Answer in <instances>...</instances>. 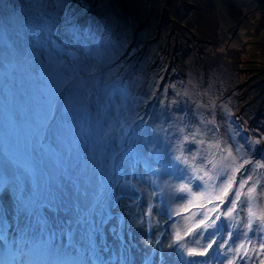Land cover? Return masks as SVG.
Masks as SVG:
<instances>
[{
    "label": "rangeland",
    "instance_id": "374dc122",
    "mask_svg": "<svg viewBox=\"0 0 264 264\" xmlns=\"http://www.w3.org/2000/svg\"><path fill=\"white\" fill-rule=\"evenodd\" d=\"M210 16L216 20L214 34L202 24L203 21L208 24ZM25 29L28 32L25 33ZM101 48L105 49L103 55L98 53L102 55L101 60L89 65L97 56L95 50ZM6 56L15 60V66L10 76H0V173L8 178L6 161L11 157L22 166L19 172L25 181L28 176L24 167L35 171L38 182L45 176L58 178L68 193L69 202L80 206V212L73 219L87 213L99 223L111 211L112 220L103 225L104 242L99 235L95 239L98 257L110 260V264H121L122 259L125 264H142V260H149L150 264H244L240 254L246 251L251 255L248 264H252L253 254L264 243V239L255 235L262 224L260 217L264 216V209L252 207L249 200L254 197L252 202L259 205L264 199V193L259 194L260 187L264 186V167L260 166L264 165V72L260 73L264 67V0H0V63ZM60 58L70 62L65 76L72 74L69 69L75 66L79 77L90 80L88 72L92 71L103 89L89 99L88 111L77 114L72 126L62 130L63 141L71 149L70 156L60 151L54 137L52 148L58 153L36 152L33 146L50 105L48 103L46 112L38 118L39 125L28 133L24 121L32 115L28 104L36 103V99L31 98L35 91L32 88L30 92L18 91L24 86L19 72L25 76L31 73L30 63L34 59L41 68L52 63L56 74ZM81 59L88 63L83 68L78 63ZM253 66L257 71L245 72ZM188 82L194 84L191 91L186 88ZM250 82L258 86H251ZM18 102L19 105L25 103L24 109L15 107ZM37 103L41 106L43 101L39 99ZM221 103L231 107L237 132L245 140L240 153L232 156L226 166L219 161L213 169L208 163L213 160V151L221 161L226 154L230 156L223 135L229 122L228 117L221 114ZM172 122L180 127L172 131L174 139ZM8 123L10 134L4 130ZM198 127H202L203 136L191 168L187 153L199 138ZM13 141L15 147L11 149ZM46 141L48 143L47 138ZM175 151L181 159L172 161L171 154ZM117 153V167L109 177L107 165ZM135 155L140 157V168L134 167ZM121 156H125L122 163ZM185 159L187 163L183 162ZM56 161L77 179L80 193L74 192ZM248 162L251 167L241 169ZM229 163L232 166L228 177L237 174L229 191L240 183L237 177L241 175L247 183L240 189L242 195L236 201L238 210L230 209L229 202L225 206L223 202L216 210L217 203L225 197L221 180L225 179L223 174L229 170ZM121 166L125 167L123 171L119 170ZM200 168L218 179L207 180L206 177L207 183L194 179L196 169ZM121 172L120 180L130 184L136 192L124 191L115 196L116 176ZM198 182L204 185L201 191L204 189L206 195L199 200L204 204L192 206L200 210L206 208L200 213V221L169 234L180 217L169 210L172 197L176 198L175 203L180 200L182 211L189 210L191 202L181 198L180 187L167 184L179 183L186 187ZM107 183H111L110 191L105 187ZM49 187L64 198L54 179ZM250 187L255 191L248 195ZM0 199L4 216L11 224V242L16 228L12 221L13 202L7 193ZM124 200L138 215L131 223L128 210L121 205ZM152 203L159 215L157 225L153 210H149ZM225 207L233 216L230 230L224 228ZM60 217L68 219L63 213ZM119 217L124 221L122 241L109 230L114 226L119 229ZM250 221L252 231L247 229ZM51 229L56 235L47 245L43 244L39 229L9 245L21 251L23 259L27 260L23 264H93L86 227L78 229L71 241L63 234V225L53 223ZM67 230L71 231V226ZM229 232L232 239L227 238ZM188 233L190 235L186 236ZM213 239L216 243L206 257L188 255L189 250L203 251ZM221 243L224 246L217 247ZM105 246L107 251H104ZM11 256L0 240V264ZM260 264H264V260Z\"/></svg>",
    "mask_w": 264,
    "mask_h": 264
},
{
    "label": "snow or ice",
    "instance_id": "6c2138e0",
    "mask_svg": "<svg viewBox=\"0 0 264 264\" xmlns=\"http://www.w3.org/2000/svg\"><path fill=\"white\" fill-rule=\"evenodd\" d=\"M69 71L72 74L65 76L61 73H57L54 77H52L53 94L50 98L49 114L46 121L41 124L38 139L33 146L37 153H40L41 150H43V154L58 153L52 148V139L54 137L56 143L60 147V151H66L70 156L71 149L68 148L63 141L61 134L62 130H66L72 126L77 114H84L87 112L89 99L95 94V92L103 90L101 88L100 79L95 77L92 71L88 72V75L92 77L90 80H85L83 77H79L78 67L74 66L69 69ZM81 93H84L85 95H81ZM54 120L55 124H53ZM46 138L48 143H45ZM32 149L30 150L31 160L35 159L32 155ZM117 155H119V153L113 155L107 165L109 177L111 176L112 171L117 167ZM175 159L180 160L181 157L177 156ZM124 160L125 156H121V163L124 162ZM139 162V160L136 161V163ZM183 162L187 163V160L185 159ZM41 163H43V161H41ZM144 163L147 167V161H144ZM208 163L212 165L213 169H215L216 163L214 160L210 159ZM56 166L58 169L63 170L62 174L64 175L65 180L70 181V186L74 192L80 193L81 188L77 179H74L71 175H69L67 169L64 168L60 161H56ZM260 166L264 167V165ZM6 167L8 171V178L4 180V182L0 183V198H2L6 193L11 196L14 212L12 221L16 225L15 233H18L19 237L13 233L12 240L9 242L7 229L11 227V224L7 222L4 216L3 200L0 199V240L3 241L5 247L11 243H16L21 236L28 235L29 232H36L37 229H39L40 233L44 234L48 229L53 227V223L64 226L63 234H66L70 241L78 229L86 227L87 236L92 248V256L94 257L93 264H110V260H104L102 257L97 256L95 239L96 236L99 235L101 241L104 242L103 225L108 224V222L112 220L111 214L101 219L99 223L92 220L87 213L83 215H76L73 219L72 217L76 213L80 212V206L78 203L73 204L69 202L70 198H67L68 193L58 178H49L45 176L42 182H38L35 171L30 167H24L28 176L27 181H25L19 172V169L22 166L11 157H9L6 161ZM236 171H239V169H236ZM196 172L197 175L194 179L205 181V183H207V180L218 179V177L209 176L208 172H205L203 168L196 169ZM201 172H203V175L199 174ZM206 177L207 180L205 179ZM53 179L55 180L56 188L61 190L64 198L58 195L53 188L49 187L50 181ZM234 182V177L229 178L225 176V179L221 180V192L224 196L228 195V191L231 189ZM246 183L247 180L242 177L240 183L236 185L237 191L233 193V198L229 202L230 209H235L237 198L241 195L240 189H243ZM203 186V184L195 185L197 191H199ZM105 187L110 191L111 183H107ZM180 191L192 192V189L182 187ZM253 191H255V188L250 187L248 195H251ZM60 213H63L65 217H68V219L62 220ZM224 214L231 216L232 212L226 210ZM252 215L255 214L253 213ZM216 219H219V217L217 216ZM260 220L262 224L256 230L255 235L259 239H264V236L260 235L261 233H264V216H261ZM21 224H23V227H21ZM118 224L119 229L114 226L109 230L113 233L116 239L122 241L124 227L123 217L118 218ZM214 224L215 221H213V225ZM68 226H71V231L67 230ZM199 226L200 225H197V227ZM247 229L252 231L251 221L247 224ZM54 235L55 233H53V236ZM227 238L232 239L231 232L227 233ZM178 242L179 235L177 238V243ZM148 243H151V241H148ZM215 243L216 241L213 239L206 245L203 251L189 250L188 255L206 257L208 255V250L211 249ZM223 246V243L217 245V247ZM169 247H171V245H169ZM240 247L243 248L244 246L240 245ZM107 250L108 249L105 246L104 251ZM260 250L264 252V243L260 244ZM240 259L244 262V264H247V261L251 259V257H249L248 253L245 251L240 254ZM121 264H125L123 259L121 260Z\"/></svg>",
    "mask_w": 264,
    "mask_h": 264
},
{
    "label": "bare ground",
    "instance_id": "6f19581e",
    "mask_svg": "<svg viewBox=\"0 0 264 264\" xmlns=\"http://www.w3.org/2000/svg\"><path fill=\"white\" fill-rule=\"evenodd\" d=\"M207 20L210 21L208 24H206V22H204V21L202 22V24H203L204 28H206L207 31H210V32H212L214 34L215 31H216V25H215V21L216 20H215V17L214 16H210ZM213 21H214V23H213ZM74 51L78 55L77 51L76 50H74ZM95 52L97 53V54H95L97 56H95L89 62V65H94L97 62H99L101 60L99 58V56H102L104 54L105 49L101 48L100 50H95ZM41 53L42 54H46V52H44V51H42ZM98 53H101L102 55H98ZM50 59L52 60L51 57H50ZM34 62L30 63L31 73H28L27 76H25L22 71L19 72V74L22 76V80L24 82V86L19 88L18 91L19 92H21V91L30 92L31 88H32V90L35 91V93H34L35 95L33 97H31V98L32 99H36V103L38 102L39 99L41 101H43V103H42L43 106L42 105L38 106V103L37 104L34 103V105H33L31 101L28 104V107L32 111V115L27 120L24 121V127H25V129H26V131L28 133L29 132H33V129H35L39 125L38 124V118L46 112V106L48 105V103L50 105V98H51V96L53 94V91H52V87H53L52 77H54L57 73H61V74L65 75V73H67L66 65L70 63L69 61H66L63 58H60L59 60H57L58 71L55 74L53 72L54 71V67H53L52 63L49 62V63L46 64V66L44 68H41L40 64H37V60L36 59H34ZM78 63H79V65L82 68H83V66L85 64H88L87 62H85L82 59L80 61H78ZM14 66H15V60H13V59L9 58L8 56H6V58L3 60V62L0 63V76H2V75L3 76H10L11 68L14 67ZM192 81L196 82L195 79H192ZM186 85H187L186 88H187L188 91H191L190 89H192L194 87V84L192 82H188V83H186ZM81 95H82V93H81ZM46 97L48 98V100L46 99ZM15 107L17 109H19V110H22L21 108L23 107V109H24L25 103L24 104L22 103V104L19 105V102H18V103L15 104ZM39 107H41V110L39 109ZM220 111H221V114H222L223 117L224 116L228 117V119H227V121L229 122L228 129L226 130V128H225V130H223V135H225V139H226V142H227V148H229L230 156L228 158V155L226 154L225 157L221 161V160H218L216 158L217 152L213 151V160L216 163V167L219 165V161L222 163L223 166H226V164L228 163V160L232 156L236 155L237 152L240 153V151L242 150V144H243V142L245 140L237 132L236 125L234 124V120L232 119V109H231V107L228 106L225 103H221ZM213 124H214V117H213ZM170 126L173 127L172 130H171V136L174 139L175 137H174V133L172 131L176 132L177 130L180 129V127L178 129L176 127V123L175 122H172ZM4 130H5V132L7 134H10L11 125L8 123V126L6 128H4ZM196 132H197V134L199 132V134H198L199 138L195 139V141L193 142L192 150L189 153H187V155H188V157H187L188 159L187 160L190 162L191 168H193L194 163H195L196 147L198 146L199 141H200V139L203 136L202 127H198L196 129ZM208 145L211 146L212 143L210 141H208ZM149 146H150L149 144L145 145L146 148L147 147L149 148ZM174 146H175V142H174ZM14 147H15V142L13 141L11 149H13ZM167 150H168V148H167ZM176 156H179V152L175 151L174 155H173V152H172L171 160L174 161V158ZM207 156H209V155H207ZM236 156H235V158H236ZM209 158H210V156H209ZM169 159H170V157H169ZM231 166H232V163H229L228 169ZM225 170H227V169H225ZM230 172H231V169H229L226 174H223V177L224 176L228 177ZM197 184H201V183L198 182ZM197 184H195V183L191 184V185L188 184V186H186V188H191L192 192H187V191L181 192V198L187 197V198H184V200L191 202V204L189 206L190 209H189V212L187 213L188 215L187 214L180 215V217H178L175 220V222L173 224V228L169 229L170 230L169 234H173V232H175V231L176 232H180V231L184 230L185 228H187L188 226H191V225L195 224L196 222L200 221V220H198V219L201 218L200 217V213H203L204 209H206V208L204 207L203 210H200L197 207H192V206H195L197 204L198 205L199 204H204L205 202L202 203L199 200L205 199L206 195H204V191H205L204 189L202 191H201V188H200L199 191L196 190L195 185H197ZM167 185H169L171 187H173V186H177V187H180V188L184 187L182 184H179V183H168ZM119 189L120 190H125V192H127V193H130V191L136 192L135 188L131 187L130 184H126V183H124L122 181H120V183H119ZM147 189H148V191L150 190L148 187H147ZM260 193H262V195H263L264 186L260 187L259 194ZM147 195L148 194H146V196H145V200L147 198ZM253 198L254 197H252V199ZM252 199H250V197H249L250 204H251L252 207H254V208L258 209V210L264 209V199L263 200L261 199V201L259 202V205H256L254 200L252 202ZM175 200H176V198L173 196L172 197V201H170L171 202V206H170L169 210H173L172 213H177V212L182 211V210L179 209L180 200H177V203H175ZM121 205L125 209H127L128 212H129V215H128L129 216L128 217L129 223L133 222L135 220V217L138 216V215L134 212V210L131 209V207L129 205V202L127 200H124V201L121 202ZM247 210L249 211L250 209H247ZM194 214H197V215L194 216ZM158 217H159V215L157 214V217L155 219V225H157V223H158V220H159ZM195 220H197V221H195ZM141 225L145 226L144 223H141ZM191 247H193V245ZM248 256L250 257L251 255H248ZM259 257H261V258L258 261H256V259L259 258ZM249 260L247 261V264L249 263ZM263 260H264V253H261L260 250H257L253 254V262H252V264H260V263L263 262ZM26 261H27L26 259H23V263H25ZM10 263L11 264H16L15 261H12Z\"/></svg>",
    "mask_w": 264,
    "mask_h": 264
},
{
    "label": "trees",
    "instance_id": "16d2710c",
    "mask_svg": "<svg viewBox=\"0 0 264 264\" xmlns=\"http://www.w3.org/2000/svg\"><path fill=\"white\" fill-rule=\"evenodd\" d=\"M252 71H257L255 66H253L252 68H247V71H245V72H252ZM263 72H264V67L260 69V73H263ZM254 76H256V75L254 74ZM262 79H264V76H263ZM250 83H251L250 84L251 86H258V83H252V82H250ZM257 96H259V95H257ZM257 96H255V97H257Z\"/></svg>",
    "mask_w": 264,
    "mask_h": 264
}]
</instances>
